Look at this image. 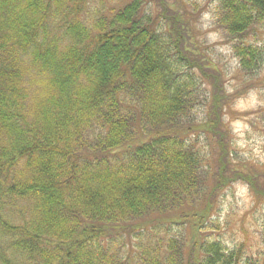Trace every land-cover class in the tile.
I'll list each match as a JSON object with an SVG mask.
<instances>
[{
    "label": "trees",
    "instance_id": "trees-1",
    "mask_svg": "<svg viewBox=\"0 0 264 264\" xmlns=\"http://www.w3.org/2000/svg\"><path fill=\"white\" fill-rule=\"evenodd\" d=\"M91 3L0 0V264H128L147 225L138 264H264V228L250 254L218 223L233 183L264 202V158L237 147L224 117L256 113L234 109L200 27L213 3L250 79L264 0Z\"/></svg>",
    "mask_w": 264,
    "mask_h": 264
},
{
    "label": "rangeland",
    "instance_id": "rangeland-1",
    "mask_svg": "<svg viewBox=\"0 0 264 264\" xmlns=\"http://www.w3.org/2000/svg\"><path fill=\"white\" fill-rule=\"evenodd\" d=\"M92 5L97 4L100 0H90ZM170 1V0H169ZM186 7L192 9L194 2L201 5L205 0H185ZM181 7V4L177 2ZM213 3L209 4L208 11L203 12L200 22L201 29L205 31L206 41L209 42L206 47L210 55V60L217 64L220 71L226 70L223 85L227 95L233 96L234 109L241 112L254 111L253 115L246 119L233 120L229 116L224 119L232 128L234 139L241 154L247 158H258L262 161L264 158V65L257 71L254 77L245 78L241 74H236L234 68L236 61L231 57L229 47L222 43L220 35L215 32H210L211 9ZM254 33L255 38L251 36ZM248 43H257L263 47L264 53V25L252 28ZM253 41V42H252ZM200 117V116H199ZM225 195L220 204L218 223L223 227L222 235L229 243V249H233V245H240L244 242L246 253L259 249V236L264 228V202L261 197L257 196L253 190L244 184L233 183L229 188H226ZM174 226V225H173ZM150 225L143 229L144 237H139L140 244L133 240L132 242L124 243L125 248L123 254L126 257L128 264H138L140 256L137 255L135 243L138 246L145 247L149 234L145 232ZM157 233L165 237L163 230H157Z\"/></svg>",
    "mask_w": 264,
    "mask_h": 264
}]
</instances>
